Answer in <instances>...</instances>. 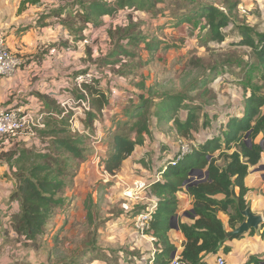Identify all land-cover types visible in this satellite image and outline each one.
Masks as SVG:
<instances>
[{"label":"rangeland","instance_id":"rangeland-1","mask_svg":"<svg viewBox=\"0 0 264 264\" xmlns=\"http://www.w3.org/2000/svg\"><path fill=\"white\" fill-rule=\"evenodd\" d=\"M66 1L71 15L61 20L78 39H88L83 49L87 56L84 63L96 67L110 93L108 107L94 123L96 130L106 128L104 114H109V122L127 120L120 107H134L140 94L155 102L166 94H184L188 98L185 104L202 106V117L217 114L225 119L226 112L240 109L245 94H249L246 91H250L245 90L246 86L264 91L253 51L239 44L243 25L264 32V0H156L155 6L148 10L126 8L114 17L103 16L99 26L84 18V4L89 0ZM233 1L238 2V7L229 25L222 29V41L210 35L204 21H177L198 2L223 8L226 2ZM123 50L126 52L118 53ZM114 53L117 54L111 57ZM204 84L206 93L200 88ZM90 111L79 117L84 126ZM185 113L182 109L181 114ZM219 126L220 121L215 118L209 127L199 129L210 138L216 136ZM151 129L153 135L147 137L143 148L138 147L137 157L131 160L132 155L128 162L124 161L114 176L90 162L97 151L107 155L112 138L104 135L101 138L90 131L88 160L79 166L64 164V203L55 211L45 235L36 246L25 243L16 234L9 235L8 232L14 233L17 218L14 214L5 228L7 243L0 244V264H147L153 258L152 246L144 237L146 234L137 231L134 222L146 207H154L155 202L150 200L154 195L147 186L132 197H126L124 192L127 188L134 189L139 181L146 183L153 173L150 166L188 153L198 141L185 140L169 126L159 128L155 118ZM257 141L264 146L263 134ZM52 142L51 136H44L37 144L32 140L31 145L21 143L20 149L53 151ZM218 154V164L225 165L228 157Z\"/></svg>","mask_w":264,"mask_h":264},{"label":"trees","instance_id":"trees-1","mask_svg":"<svg viewBox=\"0 0 264 264\" xmlns=\"http://www.w3.org/2000/svg\"><path fill=\"white\" fill-rule=\"evenodd\" d=\"M155 4L156 0H89L84 4V18L99 26L103 16L114 17L126 8L148 10ZM225 5L220 8L198 2L177 21H204L210 35L222 41V29L231 22L238 2H226ZM240 33L239 44L253 51L260 79L264 83V32L243 25ZM122 52L126 51L118 53ZM206 86H200L203 93L207 91ZM248 88L250 91L246 93L249 94H245L240 109L234 113L226 112L225 119L217 114H204L202 117V106L185 104L188 98L184 94H166L158 102L140 94L134 98V107L122 106L127 120L109 122L106 128L103 127L104 135L112 138L108 153L104 155L103 166L112 176L121 170L124 161L132 157L137 147L152 136V118L156 119L159 128L169 126L185 140L198 139L190 152L183 156L159 161L153 168L154 178L146 182L147 188L156 198L149 225L144 229V234L154 238L155 250L151 264H169L173 252L177 250L169 232L172 217L178 215V193L181 191H186L194 198L192 210L188 211L191 222H183L180 217L178 219L179 230L185 236L182 258L200 264L205 255L217 253L221 248L225 253L230 251L226 236L244 221L241 212L249 206L246 195L250 189L246 186L245 178L250 168L260 162L264 152L262 142L257 141L260 134H263L264 139V91L253 86H246L245 90ZM87 90L93 110L88 113L85 128L94 132V123L102 116L111 98L108 89L99 82L87 86ZM182 109L186 111L184 116L181 114ZM215 118L220 121L216 136L200 137L202 127H209ZM44 136L52 137L53 151L16 148L6 154L10 178L14 181L10 199L17 200L20 206L14 222V234L33 246L45 235L55 211L64 203V166L72 163L79 166L88 160V136L72 133L67 120L48 119L46 129L41 131L40 141ZM229 150L233 151L227 154ZM217 152L228 157L225 165L218 164ZM197 170L207 171L208 176L197 184H187L191 172ZM221 213L228 216L227 222L222 219ZM88 214L92 219L91 212ZM250 233L254 235L257 231L252 230ZM259 234L264 239V225ZM263 262V256L251 255L245 264Z\"/></svg>","mask_w":264,"mask_h":264},{"label":"crops","instance_id":"crops-1","mask_svg":"<svg viewBox=\"0 0 264 264\" xmlns=\"http://www.w3.org/2000/svg\"><path fill=\"white\" fill-rule=\"evenodd\" d=\"M66 2V0H0V34L5 36L10 49L21 62L14 74L0 76V108L20 107L35 117L43 116L46 124L50 118L57 119L56 114L60 111L58 99L76 91L75 77L87 69L94 68L84 63L87 56L83 49L88 39H78L75 33L65 26L64 20H61L71 15V7ZM62 39L66 41L62 42ZM100 84L107 86L105 82ZM113 97L117 98L116 94ZM104 118L107 125L109 114H104ZM94 132L103 138V131L97 129ZM37 142L40 141H35L34 144ZM16 148H20V145L9 146L0 140V229L2 228L0 244L6 242L8 234H14L13 232L7 234L5 228L7 222L9 223L12 216L17 215L20 209L18 201L10 199L14 181L10 178L11 170L6 157L9 150ZM136 153H139L138 147L132 159H129L136 158ZM140 158L137 160L140 161ZM154 166H150L153 173L149 180L154 178ZM260 166H264V152L260 162L250 168L245 178L246 186L250 189L246 195V202L253 213L261 214L264 219V170H259ZM178 197L177 214L183 222L190 223L191 219L185 214L192 210L194 198L186 191L179 192ZM150 200L156 203L155 196H151ZM220 215L227 216L224 213ZM222 219L227 222L228 216ZM259 232L228 240L226 245L230 251L225 253L221 248L218 253L225 255L227 264H245L251 255L264 258V239ZM169 236L177 250L181 252L184 249V234L180 230L171 229ZM144 237L150 241L154 257V238L147 234ZM214 254L205 255L208 264L214 263ZM150 260L146 263L151 264Z\"/></svg>","mask_w":264,"mask_h":264},{"label":"built area","instance_id":"built-area-1","mask_svg":"<svg viewBox=\"0 0 264 264\" xmlns=\"http://www.w3.org/2000/svg\"><path fill=\"white\" fill-rule=\"evenodd\" d=\"M19 58L10 49L7 40L3 34H0V76H8L14 74L19 65ZM103 76L99 71L94 68L85 70L75 77V86L77 87L74 93H68L58 99L60 111L56 117L60 120H67L69 130L74 134H86L92 137L89 130L85 128L83 123L79 121L80 115H84L86 111L92 109L90 103V95L87 86L96 85L97 82H102ZM46 129V124L43 116L35 117L34 115L26 112L20 107L0 108V140L9 146H19L21 143H29L32 141H40V134L42 130ZM191 147L188 152H190ZM186 153H183V155ZM182 155V156H183ZM104 156L97 151L90 162L103 166ZM104 172L108 174L105 170ZM146 185L145 182H137L134 189H128L124 192L126 197L137 195L140 189ZM152 209L147 208L144 212H140L135 218V228L141 234H144V229L149 225V219ZM182 251L176 250V255L171 259L169 264H193L192 262L182 258ZM211 254V253H210ZM213 264H227L225 255L220 253L214 254ZM200 264H208L205 261Z\"/></svg>","mask_w":264,"mask_h":264},{"label":"water","instance_id":"water-1","mask_svg":"<svg viewBox=\"0 0 264 264\" xmlns=\"http://www.w3.org/2000/svg\"><path fill=\"white\" fill-rule=\"evenodd\" d=\"M258 169L264 170V166H260ZM203 176L207 177L208 172L203 171V170L192 171L191 176L187 180L186 183L187 184H197L203 180L202 179ZM241 214L244 217V221L239 226H237L235 229L228 232V234L226 236L227 240H231V239L237 238L238 236L248 234L252 230H255V231H261L262 230L264 219H263V216L261 214L253 213L250 206H248L246 209H244L241 212ZM185 215L190 218L188 212ZM178 219H179L178 215L172 217L171 224H170L171 229L179 230ZM175 255H176V251L173 252L171 258H174Z\"/></svg>","mask_w":264,"mask_h":264}]
</instances>
